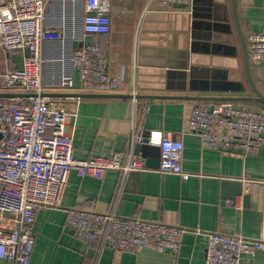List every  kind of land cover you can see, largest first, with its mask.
<instances>
[{
	"label": "crops",
	"instance_id": "crops-1",
	"mask_svg": "<svg viewBox=\"0 0 264 264\" xmlns=\"http://www.w3.org/2000/svg\"><path fill=\"white\" fill-rule=\"evenodd\" d=\"M83 14V0H51L44 23L45 31L55 33L43 47L44 94L67 114L73 156L118 154L125 163L137 128L180 141V165L190 178L159 172L157 145L147 144L146 157L135 154L144 162L141 171L108 170L102 177L70 172L60 206L36 214L30 264H204L206 233L264 241V144L247 155L204 147L187 126L194 108L231 104L264 112V105L244 100L256 96L246 54L251 80L264 96V62L247 51L248 35L264 34V0H191L167 7L157 0H110V31L98 40L107 52L109 75L121 81L116 94L136 93L135 101L75 97L94 94L81 92L70 63L85 39ZM21 67L20 53L0 51V73ZM68 74L76 84L71 91L61 87ZM69 209L181 227L180 251L100 252L67 226ZM251 264H264V250Z\"/></svg>",
	"mask_w": 264,
	"mask_h": 264
},
{
	"label": "built area",
	"instance_id": "built-area-1",
	"mask_svg": "<svg viewBox=\"0 0 264 264\" xmlns=\"http://www.w3.org/2000/svg\"><path fill=\"white\" fill-rule=\"evenodd\" d=\"M160 5H189L191 0H157ZM51 0H0V51L18 52L22 67L0 73V93L27 97L0 98V264H30L34 246L33 226L41 208H58L70 172L102 177L105 171H141L144 162L132 148L125 163L120 155L79 160L73 156V138L66 127L67 114L53 108L44 94L42 72L44 42L53 36L45 31L46 11ZM82 31L85 39L71 55L72 69L79 77L81 92L116 94L120 79L107 71V52L98 37L110 31V0H83ZM247 51L252 60L264 62V34L251 33ZM61 87H76L65 75ZM136 93L130 98L135 101ZM149 109L147 104L144 108ZM204 147L244 155L256 153L264 144V112L222 104L209 111L194 108L187 120ZM157 145L158 171L187 181L180 157L183 145L167 135L132 133L131 145ZM67 226L78 239L98 251L137 252L150 249L178 254L185 229L160 222L67 210ZM204 264H251L264 241L240 235L206 233Z\"/></svg>",
	"mask_w": 264,
	"mask_h": 264
},
{
	"label": "water",
	"instance_id": "water-1",
	"mask_svg": "<svg viewBox=\"0 0 264 264\" xmlns=\"http://www.w3.org/2000/svg\"><path fill=\"white\" fill-rule=\"evenodd\" d=\"M247 54L245 56V69H246V73H247V77L248 80L250 82V85L255 93V97L253 98H246L244 100L247 101H252V102H256L259 104L264 105V96L256 89V87L254 86L251 77H250V73H249V69H248V65H247ZM27 94H13V93H0V98L3 97H7V98H14V97H27ZM45 96H49L48 94H45ZM57 96V95H55ZM62 96V95H61ZM75 97L78 98H130V96H124V95H119V94H80V95H75ZM157 150L159 151V148L157 147ZM134 154H140L141 157H146L147 153H149L151 151V148H149L147 145L145 144H140L137 143L134 146ZM148 164L150 165V162H148ZM152 166H154V164L152 163Z\"/></svg>",
	"mask_w": 264,
	"mask_h": 264
}]
</instances>
